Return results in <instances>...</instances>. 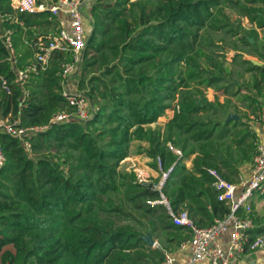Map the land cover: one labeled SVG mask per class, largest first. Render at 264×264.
<instances>
[{
	"label": "trees",
	"instance_id": "obj_1",
	"mask_svg": "<svg viewBox=\"0 0 264 264\" xmlns=\"http://www.w3.org/2000/svg\"><path fill=\"white\" fill-rule=\"evenodd\" d=\"M243 14L256 26L247 28ZM89 22L72 84L86 94L93 113L84 121L53 123L56 113L71 109L62 95L68 54L54 52L22 100L6 33L12 32L23 65L36 42L48 43L55 20L48 11L17 12L10 0H0V78L12 87L7 94L0 80V118L49 125L27 135L31 151L0 132L6 155L0 168V264H160L193 229L172 221L153 184L171 169L164 195L175 211L188 208L196 225L206 227L228 214L230 205L219 200L204 167L237 181L257 142L242 119L248 112L242 114L237 102L257 114L259 99L250 104L241 93L245 73L252 72L263 97L264 66L245 58L230 62L226 52L264 60V0H94ZM209 88L217 93L214 100ZM135 140L138 154L159 172L152 184L138 182L134 170L119 169ZM254 220L251 239L264 232Z\"/></svg>",
	"mask_w": 264,
	"mask_h": 264
},
{
	"label": "built area",
	"instance_id": "obj_2",
	"mask_svg": "<svg viewBox=\"0 0 264 264\" xmlns=\"http://www.w3.org/2000/svg\"><path fill=\"white\" fill-rule=\"evenodd\" d=\"M17 12L40 13L48 11L55 20V30L48 36V43L43 40L36 42L34 55L20 64L21 53L12 41V32L6 33V44L9 47V60L15 67L14 83L23 89L22 100L29 94V83L34 76L50 63L54 52L68 54L63 64L62 95L65 96L71 109L56 113L50 122L63 123L75 118L84 121L91 117L93 107L84 92L79 91L72 82L81 61L82 51L86 45L89 13L93 6L92 0H10ZM27 44L30 42L25 40ZM33 47V44H30ZM230 50V49H229ZM226 52V59L227 53ZM235 50V49H234ZM239 51V50H237ZM242 52V51H241ZM2 89L12 93V87L3 76L0 78ZM263 103L257 119L264 123ZM49 125L22 126L20 120H12L10 116L0 118V132H6L23 141L28 151L32 145L27 137L29 133L43 131ZM180 154L179 150H175ZM248 173H239L237 181L226 178L216 167L206 166L204 171L214 178V186L220 191L218 198L230 205V211L222 218H216L206 227L197 226L190 216L188 208L175 211L171 202L163 193L166 177L171 169L163 172L158 183L153 186L159 190L160 203L168 208L172 221L193 229L192 235L181 242L176 251H168L165 260L160 264H245L251 252L264 248V232L251 239L250 231L256 226L253 205L254 198L264 194V141L257 139L256 151ZM6 161V155L0 146V168ZM135 173L140 183L151 182V175L144 169L136 168ZM152 245L159 246L157 241ZM264 264V263H262Z\"/></svg>",
	"mask_w": 264,
	"mask_h": 264
},
{
	"label": "crops",
	"instance_id": "obj_3",
	"mask_svg": "<svg viewBox=\"0 0 264 264\" xmlns=\"http://www.w3.org/2000/svg\"><path fill=\"white\" fill-rule=\"evenodd\" d=\"M243 22H244V25L247 27V28H250L252 26H256L255 23H252L250 21V18H248V16L246 14H243V16L241 17ZM246 21V22H245ZM232 51H236L238 52L239 54L234 56L233 58H229V53L232 52ZM257 57V56H256ZM241 58H245V59H249V60H252L253 59H256L254 58V55H249L245 52H241V51H237V50H234V49H230L227 53V59L230 61V62H236V61H239ZM264 66V61L261 62ZM245 81H244V86L246 87L242 92H245V90L247 89L249 92H250V96L249 95H245V96H242V98H245V97H248V102L250 104H252V98L253 97H256L259 99V108H258V111H257V114H253L252 111H248L249 109H253L255 107H250V106H241L239 105L240 109L241 110H245L248 112V119H249V126L255 131V135H256V139H260L261 141H264V123H262L261 121H259L257 119L258 115H259V112H260V106L262 105L263 103V99H262V96H259V94L257 95V92L255 90V88L253 87V84L256 82L255 80V74L252 73V72H248V73H245V77H244ZM248 87V88H247ZM216 91L212 88H209L208 91H207V95H208V98L210 100H214L215 96H216ZM225 96L223 95H220V100L222 102H224L225 100ZM232 99L234 101H236V98L232 97ZM240 102V101H239ZM238 104V102H237ZM257 108V106H256ZM244 111V112H245ZM173 115V110H169L168 111V117H171ZM167 120V117L165 116L164 118H161L160 119V122H158L159 125H162L164 126L165 125V122ZM156 123H153L152 126H155ZM144 145H147V142L144 143ZM138 146H139V142L137 140L133 141V144H132V154L128 157L125 158V160H123L121 162V165H120V171L125 173V172H130L132 170H135L136 168H142L144 169L145 171L147 170L149 172V174L151 175V178H157L159 176V172L154 170L152 167H150L148 165V160L149 158L144 156L143 154H138ZM136 148V149H135ZM255 152V150H254ZM254 154L253 152H250L248 153V160L243 163L242 167H240V173L242 174H247L250 167H251V164H252V159L254 157ZM194 157V155H192L187 161V165L188 166H192V158ZM254 200V199H253ZM255 201V200H254ZM254 255V256H253ZM245 261V264H262L264 263V250L262 251H254V252H251L249 254V257L244 260Z\"/></svg>",
	"mask_w": 264,
	"mask_h": 264
},
{
	"label": "rangeland",
	"instance_id": "obj_4",
	"mask_svg": "<svg viewBox=\"0 0 264 264\" xmlns=\"http://www.w3.org/2000/svg\"><path fill=\"white\" fill-rule=\"evenodd\" d=\"M92 2L94 3V0H92ZM246 22V21H245ZM242 23L244 24V22H243V20H242ZM87 31L88 32H90L91 31V24H89L88 26H87ZM260 34V38H263V40H264V32L263 31H261L260 30V32H259ZM260 46H262V45H260ZM254 58H256V59H253V60H255V61H257V62H263L264 60H262L261 58H259V57H256V56H254ZM246 66H250V64H246ZM263 92H264V89H263ZM245 95H249L250 96V92L246 89L245 90V92H242L241 93V96H245ZM237 100V99H236ZM238 105H243L242 104V102L240 101H238ZM245 110H241V113L242 114H244L245 112H244ZM248 111H250L251 112V109H249ZM243 119V121H245V123H248L249 122V119L246 117V118H242ZM224 128H225V126H224V124H221V125H219L217 128H216V133H215V139L217 138V137H219L222 133H223V130H224ZM256 144H254V146L251 148L252 149V152L254 151V150H256ZM136 149V148H135ZM240 156L241 155H243V153L242 152H240V154H239ZM247 155H248V153H247ZM237 159H238V156H237ZM236 158L234 159V162L235 163H237L238 162V160H237ZM239 164V163H238ZM242 165L243 164H241L239 167H242ZM140 169H142V168H140ZM240 169V168H239ZM152 179V178H151ZM254 205H253V211H254V217L259 221L258 223L260 224V225H264V194L263 195H257L255 198H254ZM262 250H264V248H261V249H259V250H256V251H262ZM254 256V255H253Z\"/></svg>",
	"mask_w": 264,
	"mask_h": 264
},
{
	"label": "water",
	"instance_id": "obj_5",
	"mask_svg": "<svg viewBox=\"0 0 264 264\" xmlns=\"http://www.w3.org/2000/svg\"><path fill=\"white\" fill-rule=\"evenodd\" d=\"M254 62H255V64H257V65H259V66H262L263 64L261 63V62H257V61H255V60H253ZM230 117H234V118H238V115L237 114H230L229 115V118ZM148 241L150 242V243H152L153 241L150 239V238H148Z\"/></svg>",
	"mask_w": 264,
	"mask_h": 264
}]
</instances>
